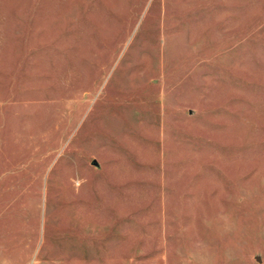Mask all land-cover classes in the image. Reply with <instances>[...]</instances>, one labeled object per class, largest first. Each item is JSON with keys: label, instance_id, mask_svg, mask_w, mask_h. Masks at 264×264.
Listing matches in <instances>:
<instances>
[{"label": "rangeland", "instance_id": "rangeland-1", "mask_svg": "<svg viewBox=\"0 0 264 264\" xmlns=\"http://www.w3.org/2000/svg\"><path fill=\"white\" fill-rule=\"evenodd\" d=\"M0 264H264V0H0Z\"/></svg>", "mask_w": 264, "mask_h": 264}]
</instances>
